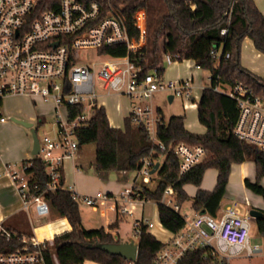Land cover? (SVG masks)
<instances>
[{"label": "built area", "instance_id": "built-area-1", "mask_svg": "<svg viewBox=\"0 0 264 264\" xmlns=\"http://www.w3.org/2000/svg\"><path fill=\"white\" fill-rule=\"evenodd\" d=\"M125 1L128 0H0V132L10 121L1 112L4 99L24 96L53 104L56 112L54 135L44 133L39 138V156L47 163L50 175L49 190L67 189L61 183L64 160L74 158L80 149L75 129L88 123L103 107V97L120 95L128 98L131 124L144 127L152 145L166 153V145L158 138L163 116L153 105L154 97L158 93H166L173 99H181L186 109L197 108L200 93L206 89L194 76L165 80L156 70L142 74L141 68L129 56L114 57L103 51L111 46L124 45L129 52H137L146 44L147 13L139 9L133 15V23L139 30V38L135 39L130 35L123 14ZM45 2L56 4V7L40 10ZM191 7L195 9V4L192 3ZM227 32L228 29L224 28L221 34L226 35ZM82 50H96L99 55L109 58L91 66L81 65L78 51ZM211 54L217 62L221 59V49H213ZM229 57L227 53L225 58ZM165 58L169 64L174 62L169 55ZM195 68L202 70L196 64ZM215 90L225 93L219 87ZM225 94L237 102L239 109L234 135L264 153V94H258L241 83ZM71 106L82 107V112L73 119L69 111ZM170 149L178 159L180 175L206 157L202 145L179 143ZM156 155L141 158L138 177L119 195L98 192L81 196L72 189L68 190L72 191L77 202H83L92 209L111 208L120 217L132 216L133 206H144L149 202L140 197L135 187L142 185L138 182L140 176L144 184L156 176L159 169L155 174L152 171L157 164L160 168L165 159L163 154ZM28 166L27 162H22L20 170H12L9 175L25 208L34 206L41 221L51 215V209L43 196L28 197ZM177 196V189L170 184L161 202L180 211ZM250 219V215L241 214L236 205L227 207L216 216L205 210L198 211L193 219L186 220L180 231L172 233L154 262L180 264L188 253L197 250L204 251L203 261H211L212 264H229L232 259L242 256H261L264 248L251 242ZM142 225L149 229L154 227L147 219L135 221L133 238L136 243ZM0 240H16L20 244L15 250L0 251V264H46L44 250L54 244L53 239L39 240L34 235H19L4 226H0ZM54 259L58 264L55 256Z\"/></svg>", "mask_w": 264, "mask_h": 264}, {"label": "trees", "instance_id": "trees-1", "mask_svg": "<svg viewBox=\"0 0 264 264\" xmlns=\"http://www.w3.org/2000/svg\"><path fill=\"white\" fill-rule=\"evenodd\" d=\"M58 2V0H57ZM195 4L192 9L191 4ZM123 14L130 35L139 38V30L133 23V15L139 9L147 12V41L137 52H129L124 45L111 46L103 51L114 57L129 56L131 61L141 68L142 74L152 70L163 74V61L166 55L174 62L192 60L202 70L211 74L212 85L201 93L198 102V121L206 128L204 135L188 131L183 116H172L158 128V138L168 151L161 153L157 145H152L146 129L135 127L130 119H125L123 128L110 125L105 107L97 110L91 120L75 129V138L79 146L94 143L96 145L95 167L98 172H137L140 160L151 154H163L165 159L159 168L157 186L151 190L141 185L135 187L140 197L157 203L159 219L163 227L171 233H177L186 224V218L172 207L163 204L165 189L172 184L178 191L176 199L179 208L189 200L184 190L186 185H194L198 191L193 198L195 211L205 210L216 216L226 194L229 177L234 164L248 160L255 163L257 177L254 182L246 179V187L255 195L264 199V153L241 142L234 135L239 117L237 102L228 94L236 84L253 88L256 93L264 94V77L257 76L241 64L242 45L245 39L252 40L256 50L264 54V15L254 0H128L125 1ZM56 4L45 2L40 10L53 9ZM227 28L226 35L222 29ZM213 49H221V59L217 62L212 56ZM229 53L230 57L225 58ZM225 93L216 91L215 88ZM73 119L82 112V107H69ZM44 123L39 119L37 127ZM179 143L202 145L206 150L205 159L187 173L180 175L179 162L170 149ZM157 156V155H156ZM27 162L26 174L29 176L28 197L43 196L50 205L51 213L65 218L71 230L54 237V244L44 250L46 264H83L87 261L98 264H155L157 253L164 243L159 241L150 229L142 225L137 243L139 245L136 262L131 263L123 257L111 255L101 249L103 244L118 243L113 235L101 229H87L83 225L80 204L72 191L58 188L48 189L50 175L47 163L41 156H35ZM218 171L217 184L211 191L201 188L205 172ZM61 183L64 184V174ZM5 228L19 235H31L12 226ZM259 234L264 239V213L256 220ZM20 244L14 240H0V251L15 250ZM204 251L188 253L180 264H212L203 261Z\"/></svg>", "mask_w": 264, "mask_h": 264}, {"label": "crops", "instance_id": "crops-1", "mask_svg": "<svg viewBox=\"0 0 264 264\" xmlns=\"http://www.w3.org/2000/svg\"><path fill=\"white\" fill-rule=\"evenodd\" d=\"M254 1L258 6V8L260 9V11L262 12V14L264 15V0H254ZM242 48L247 49L248 51L254 53V57L257 59H260L264 56V54H261L256 50L252 40L248 38L244 40ZM186 62L188 63L187 71L185 72L179 71L178 68H175V66H180L181 63L172 62L170 63V65L173 64V66H171V70L169 71V74L166 77L167 79L164 78L165 71L162 74V77L165 80H180L194 76L197 82L201 85V78H199V72L202 70L196 69L195 66L192 65L193 63L195 64L194 61L186 60ZM241 64H242V60H241ZM243 67L247 69V67L245 66ZM256 69L258 70V68ZM260 77H264V76H260ZM109 97H123V96L113 95ZM170 97L171 96H168V102L173 103L175 99L173 98L171 99ZM104 98H108V97L102 98L103 106L105 107V102L103 101ZM120 108L121 110H123L122 107ZM197 108L189 107L188 109L197 110ZM157 109L162 111L163 116L165 118L163 110L161 108H157ZM184 109L188 110L185 107ZM129 112L130 109L124 114V122L125 119L128 118ZM108 119L110 122L109 115H108ZM110 125L114 128L124 127V126L112 124L111 122ZM185 127L188 130L186 124ZM205 133L206 131L204 133H195V134L204 135ZM0 153L2 155V157L0 158V226H3L5 224L7 225V223L12 219L18 220L22 217L24 218L27 217L31 225L30 234L34 235L39 240L54 239V237L56 236L69 232L72 228L69 222L67 221V219L60 218L57 216H54L55 219L49 220L48 222L42 224L41 226H36L32 216V210L35 211V207L30 206L28 209L25 208L23 200L19 195L16 186L13 180L11 179V176L9 175V172L12 170H20L21 163L23 161L30 160L33 158L31 144L27 142L20 149L11 151L9 153H7L4 149L0 148ZM84 165L86 166V168H88L86 172H84V167H85ZM93 168L96 169L95 162L94 164L89 163V165H87V163H84V153L80 147L78 153L74 158H68L64 160V164H63L64 187L67 189H72L74 193L81 196L95 195L98 192L108 193L110 195H119L122 191H124L122 189L123 185L121 182L113 183L112 181H110V176L108 175V172L102 173L103 175H97L95 173H92ZM256 177H257V169L253 161L252 162L246 161L242 164H234L232 166L231 174L229 177V183L227 185L226 194L220 204L217 214H222L227 207L234 205L237 206V208L240 210L241 214L243 215H249L250 211L253 209L259 210L264 213V199L261 196L255 195L245 185L246 179H250L252 182H254L256 180ZM217 178H218V171L216 169L207 170L205 172L201 188L207 191L213 190L217 184ZM261 184L264 185V178L261 180ZM130 186L131 184H128L126 188ZM184 190L189 196V199H193L198 191V188L194 185H186L184 187ZM240 206H243V209H245L244 213H242ZM80 211L82 214V221L85 228L104 230L106 233L113 235L115 240L116 238H118L119 241L121 242H130L134 240L132 237L133 234L129 237L130 239L126 241L121 240V235L123 231L122 226L125 223L124 219L126 218V216L125 217L118 216L115 210L111 208H107L105 210L91 209L92 216L95 214L94 215L95 217H89V218L85 217V213L81 207H80ZM197 212L198 211H195L193 209L192 217H194L197 214ZM51 216L52 215H50L49 217L51 218ZM142 219H147V218H142ZM150 222L154 224V227L150 229V232L162 243L168 242L172 236V233L163 227L159 219V214H158L157 223H154L153 221ZM128 235L129 234L126 233V236ZM83 264H98V263L87 261Z\"/></svg>", "mask_w": 264, "mask_h": 264}, {"label": "rangeland", "instance_id": "rangeland-1", "mask_svg": "<svg viewBox=\"0 0 264 264\" xmlns=\"http://www.w3.org/2000/svg\"><path fill=\"white\" fill-rule=\"evenodd\" d=\"M145 10V9H144ZM146 11V10H145ZM147 13V12H146ZM78 57L80 58V64H86L91 66L93 63L101 62L103 60L108 59L109 57L99 55L96 50H82L78 51ZM241 60L243 66L247 67L248 70L252 71V73L257 74L259 76H264V56L260 59L254 57V53L248 51L247 49L242 48L241 52ZM180 66H175L179 71H187V62L186 60L182 62ZM163 66L165 68V77L169 74L171 70V66L164 58ZM195 66V64H192ZM258 68V70L256 69ZM190 69V68H189ZM210 72L202 70L199 72V78H201V85L204 88H210L212 82L210 80ZM167 79V78H166ZM98 91L101 92L98 87ZM105 107L107 109V113L110 118V122L112 124L124 126V114L130 109V101L126 97H108L104 98ZM154 107L161 108L165 115V121H168L172 116H183L185 118V124L189 131L194 133H204L206 131L205 127L200 124L198 121V112L193 109H184V102L177 98L173 103L168 102V95L166 93H158L153 100ZM123 110H121V108ZM2 114L10 119V121L2 128V132H0V148L4 149L7 153L20 149L24 146L25 143L31 144V150L33 149V138L30 130L25 127L18 125L11 121V118H18L21 120H25L27 122L34 123L37 127L39 123V119H44V123L37 127V134L39 138H42L44 133H49L52 136L55 132V116L56 112L54 110V106L52 103H45L42 100H32L30 98L24 96H13L8 97L3 100V104L1 106ZM84 153V163L94 164L96 158V145L94 143L83 145L81 147ZM248 162H252L248 160ZM85 166V165H84ZM88 168L84 167V172H86ZM92 173L97 175H103L101 172H98L93 168ZM110 176V181L113 183H122V189L126 188L128 184H133L134 180L138 177L137 172H108ZM157 177L153 176V180L148 183H143V177H139L138 182L149 189L153 190L157 186ZM125 184V185H124ZM80 207L85 213V217H95L92 216L91 209L89 206H86L83 202H79ZM192 204L193 199H189L181 208L180 214L186 218V220L190 221L193 219L192 217ZM242 213L245 212L243 206H240ZM133 215L126 216L125 223L122 226V235L121 240L126 241L130 239L129 237L133 234V225L135 221L141 220L142 218H147L154 223L158 221V207L157 203L150 201L146 203L143 207L138 205L132 207ZM51 218L47 217L42 221H39L36 213L32 210L33 221L36 226H41L42 224L48 222L49 220L55 219L56 216L54 213H51ZM8 226H12L19 230L30 232L31 225L29 219L26 217H22L18 220L12 219L7 223ZM251 226V242L252 244H259L264 248V239L261 237L257 230V226L254 219H250ZM126 233L129 235L126 236ZM133 237V235H132ZM134 239V238H133ZM229 264H264V254L258 257L246 258L244 256L232 259Z\"/></svg>", "mask_w": 264, "mask_h": 264}, {"label": "water", "instance_id": "water-1", "mask_svg": "<svg viewBox=\"0 0 264 264\" xmlns=\"http://www.w3.org/2000/svg\"><path fill=\"white\" fill-rule=\"evenodd\" d=\"M170 98L172 99V97ZM11 121L30 130L33 138L32 156L33 157L39 156L41 145H40V139L37 134V130L35 128V124L18 118H11ZM158 169H159V164L155 166V169L152 171V174H155ZM249 215L252 219L257 220L258 218L263 216V212L253 209L250 211ZM116 241H119V239L116 238ZM101 249L108 254L123 257L127 261L134 263L136 262L138 257L139 245L138 243L135 242V240H132L130 242L119 241L118 243L103 244L101 246Z\"/></svg>", "mask_w": 264, "mask_h": 264}]
</instances>
